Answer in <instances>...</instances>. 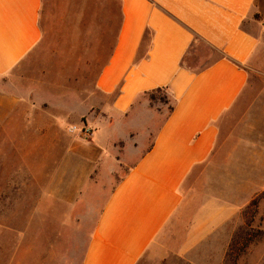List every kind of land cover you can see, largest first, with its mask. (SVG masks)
<instances>
[{
  "label": "crops",
  "instance_id": "obj_1",
  "mask_svg": "<svg viewBox=\"0 0 264 264\" xmlns=\"http://www.w3.org/2000/svg\"><path fill=\"white\" fill-rule=\"evenodd\" d=\"M41 5L42 0H0L3 139L11 141L17 151L28 135L33 136L34 148L51 139L47 148H57L53 158L57 161L62 147H68V153L76 147L92 152L69 183L61 180L70 160L64 151L57 173H49V182L41 191L72 211L82 201L84 184L101 157L115 155L110 147L126 148L124 144L132 142L127 148L130 153L139 143L135 136L142 134L139 147L144 139L147 145L129 163L105 201L95 210L89 205L79 213L73 210L77 227L94 217L80 264H137L181 204V185L189 173L212 158L224 134L226 113L234 111L249 85L255 56L264 45V0H104L113 20L112 39L92 88L77 91L65 109L53 103L61 96L51 91L49 110L30 99L25 104L23 96L11 93L2 83L41 42ZM158 87L173 99L161 121L154 119L149 100H144ZM32 105V115H26V107ZM95 106L103 113L98 122L119 132L105 142L104 152L68 132L69 126L77 129L81 123L95 126L90 113ZM44 115L49 117L43 121ZM22 126L26 131H20ZM115 159L117 162V156ZM109 174H114L111 169ZM10 180L4 181L8 184ZM17 190L18 196H26L21 186ZM184 251L181 255L193 264L214 260L209 253L200 258ZM217 261L222 264L221 256Z\"/></svg>",
  "mask_w": 264,
  "mask_h": 264
},
{
  "label": "rangeland",
  "instance_id": "obj_2",
  "mask_svg": "<svg viewBox=\"0 0 264 264\" xmlns=\"http://www.w3.org/2000/svg\"><path fill=\"white\" fill-rule=\"evenodd\" d=\"M39 22L41 42L2 78V83L11 93L23 96L25 104L30 99L48 110L54 91L61 100L53 103L65 109L77 91L92 88L97 67L110 50L113 20L104 0H42ZM260 48L249 85L234 111L223 119L224 134L212 158L189 173L181 185V204L137 264H193L181 255L186 249L184 254L200 258L213 255L214 260L208 262L211 264H218L219 256L222 264H264V45ZM144 100H149L157 121L173 103L165 90L149 92ZM32 110L33 105L26 107V115H32ZM90 113L95 126L81 123L77 129L69 126L68 132L104 152L105 142L119 132L98 122L103 113L97 106L91 107ZM45 117L49 116L41 119ZM26 129L22 126L20 131ZM141 135L135 136L139 143L132 152L127 148L133 143L127 141L126 148L110 147V153L115 154L112 158L100 156L95 173L84 184L82 201L71 211L41 192L49 182V173H57L68 147L60 148L57 161L53 159L57 148H47L51 139L34 148L33 136L28 135L24 147L18 149L19 157L13 143L3 139L0 120V264H80L94 217L89 216L77 227L73 210L79 213L88 205L95 210L105 201L129 163L147 145L144 139L143 147H139ZM66 155L70 159L68 172L61 180L70 183L93 154L76 147ZM115 156L118 163L122 161L120 167ZM110 169L114 174H109ZM8 177L11 180L7 184L4 180ZM20 186L25 190L24 198L18 196ZM41 201L46 204L41 205ZM232 240L236 244L231 247ZM230 247L232 255L227 258Z\"/></svg>",
  "mask_w": 264,
  "mask_h": 264
},
{
  "label": "trees",
  "instance_id": "obj_3",
  "mask_svg": "<svg viewBox=\"0 0 264 264\" xmlns=\"http://www.w3.org/2000/svg\"><path fill=\"white\" fill-rule=\"evenodd\" d=\"M163 89H164V88L158 87V88L154 89L153 91H159V90H163ZM170 108H171V107H170ZM241 239H242V238H241ZM231 242H232V243H231V247H232V246H235V244H236L235 241L232 240ZM234 243H235V244H234ZM238 243H239V242H238ZM241 243L245 245V242H241ZM244 245H243V246H244ZM231 247L229 248V250H228V252H227V256H226L227 258H228V257H231V255H232V248H231Z\"/></svg>",
  "mask_w": 264,
  "mask_h": 264
},
{
  "label": "built area",
  "instance_id": "obj_4",
  "mask_svg": "<svg viewBox=\"0 0 264 264\" xmlns=\"http://www.w3.org/2000/svg\"><path fill=\"white\" fill-rule=\"evenodd\" d=\"M87 131V130H86Z\"/></svg>",
  "mask_w": 264,
  "mask_h": 264
}]
</instances>
